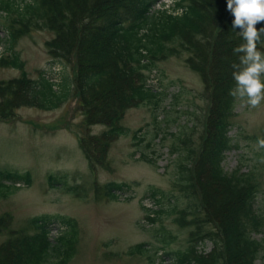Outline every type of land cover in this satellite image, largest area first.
<instances>
[{
  "label": "trees",
  "instance_id": "trees-1",
  "mask_svg": "<svg viewBox=\"0 0 264 264\" xmlns=\"http://www.w3.org/2000/svg\"><path fill=\"white\" fill-rule=\"evenodd\" d=\"M154 1L23 0L18 4L15 0H1L0 12L5 13L1 28L9 33L6 40L11 53L10 57L0 58V67H13L21 74L0 80V120L14 119L24 106L57 109L68 101L73 87L86 127L79 145L89 168L97 172L109 167L110 145L129 131L120 124L126 111L159 100L145 85L146 70L161 60L186 54L184 63L200 75L204 96L209 100L208 136L195 163L194 149L186 156L193 159L190 162L194 168L187 169L180 189L189 202L179 210L175 221L195 228L187 250L177 253V261L256 264L261 250L260 241L254 238L261 220L255 208L256 185L240 168L226 171L225 153L220 156L229 147L230 119L236 101L229 94L236 86L232 65L240 63L242 54H234V49L245 41L240 30L232 28L234 16L227 10V0H181L186 6L182 15L161 12L151 16L148 11ZM262 27L264 22L257 24L258 29ZM35 29L53 33L46 48L54 62L72 65V82L66 76L55 86L44 71L35 79L29 77L14 44ZM257 49L264 52V33ZM144 57L151 62L142 64ZM96 124L108 128L94 134L90 127ZM65 178L50 175L49 184L79 193L80 186L69 184ZM18 182L30 185V173L0 171V198L6 197L9 188ZM103 188L106 197L116 200L120 198L118 191L123 192L129 185L110 181ZM186 213L191 218L187 219ZM148 218L157 220L151 215ZM10 220V215L0 217V233L9 228ZM50 221L34 217L31 231L9 230L7 239L0 243V264H65L71 256L76 231L66 221L69 235H61L53 243ZM204 224L210 228L203 229ZM201 239L211 240L210 251L199 250L197 243ZM53 251L63 255L56 263L48 259Z\"/></svg>",
  "mask_w": 264,
  "mask_h": 264
},
{
  "label": "rangeland",
  "instance_id": "rangeland-1",
  "mask_svg": "<svg viewBox=\"0 0 264 264\" xmlns=\"http://www.w3.org/2000/svg\"><path fill=\"white\" fill-rule=\"evenodd\" d=\"M15 2L21 4L23 0ZM4 16L0 17V55L6 50L4 55L10 57L8 34L1 28ZM52 37L48 30H31L18 38L14 47L25 61L30 78L46 71L55 86L66 76L72 82V65L54 62L48 53L46 41ZM185 56L157 62L158 91L164 94L157 102L126 111L120 124L129 131L110 145L109 167L96 173L89 168L79 145L86 127L73 87L68 101L57 109L24 106L14 119L0 120V171H29L32 177L30 186H11L7 196L0 198V217H11L8 230L0 233V243L7 239L9 230L31 231V219L45 217L50 223L55 221L50 232L53 243L62 231L56 223L67 226L66 221H70L76 231L65 264H180L177 253L187 250L195 228L175 221L179 210L189 202L180 185L187 169L194 168L208 136L209 111L202 79L186 66ZM52 67L56 75L49 74ZM20 74L16 68L0 67V80ZM230 124L229 147L220 156L225 153L226 171L240 168L256 185L255 208L261 217L260 231L254 233L261 243L256 264H264V148L257 143L264 139V101L252 108L236 99ZM107 128L102 124L90 127L94 134ZM190 149L195 151L194 160L186 157ZM50 175L66 177L70 184L79 185V193L50 186ZM110 181L127 183L129 188L118 191L122 194L119 199H109L103 186ZM154 192L157 196L152 195ZM149 214H155L157 220L150 221ZM202 228L210 226L204 224ZM69 230L67 227L62 235H69ZM197 244L199 250L212 249L211 240L201 239ZM139 245L143 246L140 251L136 250ZM62 257L53 251L48 259L56 263Z\"/></svg>",
  "mask_w": 264,
  "mask_h": 264
},
{
  "label": "clouds",
  "instance_id": "clouds-1",
  "mask_svg": "<svg viewBox=\"0 0 264 264\" xmlns=\"http://www.w3.org/2000/svg\"><path fill=\"white\" fill-rule=\"evenodd\" d=\"M227 10L234 16L232 28L239 29L245 41L234 49V54L242 55H239L240 63L232 65L236 86L229 94L242 104L256 108L264 101V52L257 49L264 33V27L257 28L258 23L264 22V0H227ZM257 143L264 148V139Z\"/></svg>",
  "mask_w": 264,
  "mask_h": 264
},
{
  "label": "built area",
  "instance_id": "built-area-1",
  "mask_svg": "<svg viewBox=\"0 0 264 264\" xmlns=\"http://www.w3.org/2000/svg\"><path fill=\"white\" fill-rule=\"evenodd\" d=\"M168 1V0H167Z\"/></svg>",
  "mask_w": 264,
  "mask_h": 264
}]
</instances>
